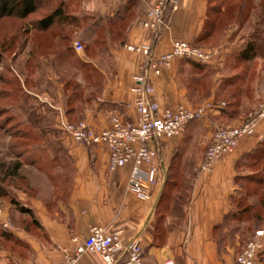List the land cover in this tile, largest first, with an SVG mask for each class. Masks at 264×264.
Wrapping results in <instances>:
<instances>
[{
  "label": "crops",
  "instance_id": "1",
  "mask_svg": "<svg viewBox=\"0 0 264 264\" xmlns=\"http://www.w3.org/2000/svg\"><path fill=\"white\" fill-rule=\"evenodd\" d=\"M154 2L82 0L80 19L89 22L84 24L85 30L95 39V50L86 47L78 53L72 46L68 53L52 54L46 59L35 56L47 63L46 78L35 84L47 89L35 95L33 104L49 98L58 128L63 119L85 122L97 131L108 128L113 116L131 123L137 121L132 88L146 58L127 46L151 44L153 32L144 28L142 22ZM212 8L211 0H175L166 11L153 55L160 57L171 52L175 40L208 49L213 37V31L209 34L207 28ZM83 36L80 35L84 42ZM241 54L242 51L236 57ZM208 69V65L199 67L187 60H173L160 76L153 78L154 99L162 108L197 107L202 100V74ZM218 77L211 95L204 99H211L221 88V74ZM41 105L39 120L44 115L45 104ZM228 107L210 111L179 137L150 144L158 153V181L147 198L130 189V165L110 171L107 147L78 145L61 131L58 142L68 163L53 164L62 170L63 177L48 176L51 192L43 200L32 201L30 208L38 223L36 228L45 236L27 239L29 247L22 250L27 257L16 255L14 261L6 262L62 264L65 252L73 253L90 235L91 228L99 226L121 231L125 243L140 241L149 264H164L168 258L176 264H235L236 251L229 247L221 251L216 234L234 210L237 180L246 176L240 171L243 161L261 148L258 146L264 139V121L254 136L242 139L232 154L218 159L212 172L202 171L205 152L217 129L240 124L248 113L247 105ZM67 169L73 172L69 179L65 177ZM58 185L64 187L63 198L56 195L60 191ZM74 238L78 243L73 242ZM78 264L103 261L99 255L87 253Z\"/></svg>",
  "mask_w": 264,
  "mask_h": 264
},
{
  "label": "rangeland",
  "instance_id": "2",
  "mask_svg": "<svg viewBox=\"0 0 264 264\" xmlns=\"http://www.w3.org/2000/svg\"><path fill=\"white\" fill-rule=\"evenodd\" d=\"M61 4L70 15L82 18V0H41L38 10L27 19H0V261H14L16 255L27 257L22 251L29 247L27 239L45 236L36 228L33 217L21 209H30L32 201L43 200L51 192L48 176L63 177L62 170L53 163H68L58 142L63 132L53 120L57 114L51 113L50 99L45 97L44 102L36 98L38 102L33 104L35 95L47 89L35 84L47 73V63L35 56L46 59L52 54L68 53L75 42L83 45V51L86 47L92 51L96 48L95 39L85 30L84 24L89 22L83 19L81 24L70 20L47 32L38 31L37 23ZM211 5L218 13L210 14L214 30L209 48L193 45L212 52L215 58L202 74V100L193 108L213 104L219 110L228 105H247L248 109L240 124L221 126L218 131L241 126L264 103V0H211ZM80 35H87L83 36L86 43ZM250 43L258 50L254 59L244 62L236 56ZM219 74L221 88L211 99H204L211 95ZM41 104H45L44 115L39 120ZM258 147L257 154L246 157L240 169L246 176L237 180L234 217L230 216L216 234L221 251L228 247L235 250L236 260L256 232L264 229V139ZM17 163L21 168L11 176L10 168ZM64 172L67 179L73 174L69 169ZM63 188L58 185L59 198L64 196ZM258 260L257 264L264 261V253Z\"/></svg>",
  "mask_w": 264,
  "mask_h": 264
},
{
  "label": "built area",
  "instance_id": "3",
  "mask_svg": "<svg viewBox=\"0 0 264 264\" xmlns=\"http://www.w3.org/2000/svg\"><path fill=\"white\" fill-rule=\"evenodd\" d=\"M175 0H155L145 20L144 28L153 32L151 44L143 46H127V49L141 53L146 60L141 65V73L136 77L132 93L135 96L134 106L138 113L135 123L128 122L120 116H113L110 126L97 131L85 122L72 123L61 120L59 128L72 141L85 147L104 145L109 150V169L116 172L128 165L131 166L129 187L139 197L150 196L151 188L157 184L158 169L155 162L158 157L152 143H160L167 139L184 134L190 123L200 121L210 111L219 109L213 104L198 108L179 105L175 108H162L154 99L155 87L153 78L160 76L162 69L169 67L175 59L187 60L200 65L211 64L215 58L212 52L205 51L191 43L175 40L171 52L155 57L154 47L159 39L165 23L168 7ZM78 53L83 52V45L75 42ZM264 120V103L251 113L239 127L219 129L206 150L201 166L202 171L212 172L214 164L221 157L232 154L242 139L252 137L258 125ZM148 167V169H145ZM121 231H110L95 226L82 244L73 253L65 252L62 264H78L84 254L99 255L103 264H149L145 260L144 248L140 241H122ZM78 243V239H73ZM264 253V229L256 232L236 264H257ZM0 264H8L0 261ZM164 264H176L172 258Z\"/></svg>",
  "mask_w": 264,
  "mask_h": 264
},
{
  "label": "trees",
  "instance_id": "4",
  "mask_svg": "<svg viewBox=\"0 0 264 264\" xmlns=\"http://www.w3.org/2000/svg\"><path fill=\"white\" fill-rule=\"evenodd\" d=\"M40 2L41 0H0V19L5 17H16L21 20L27 19L38 10ZM214 13L216 14L218 12L214 11ZM70 20L75 23H82V21H80V18L70 15L64 4H61L53 9L52 13L48 17L41 19L37 23L38 31L47 32L55 25H62L64 22ZM83 22H85V19L83 20ZM212 23L213 22L209 20L207 24V28L210 31L209 34L214 30V25ZM257 50V46L254 43H250L242 51L240 58L244 59V62L250 61L256 56ZM193 65L199 67L206 66L197 63H193ZM20 168V163H17L12 168H10L11 176H15L19 172ZM21 211L30 214L33 217L32 211L30 209H21ZM233 214L234 213H231V215L227 217V220L230 216H233ZM34 224L38 225L37 221L34 220ZM218 229H222V226H220Z\"/></svg>",
  "mask_w": 264,
  "mask_h": 264
}]
</instances>
